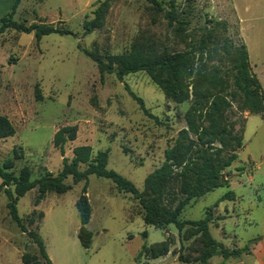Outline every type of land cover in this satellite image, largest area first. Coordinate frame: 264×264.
<instances>
[{
	"label": "rangeland",
	"instance_id": "obj_1",
	"mask_svg": "<svg viewBox=\"0 0 264 264\" xmlns=\"http://www.w3.org/2000/svg\"><path fill=\"white\" fill-rule=\"evenodd\" d=\"M102 1L21 0L15 21L46 22L74 35L52 34L38 42L35 34L10 30L1 38L0 115L9 114L16 134L0 143V163L13 157L14 149H22L24 158L13 170L16 176L25 166L32 170V180L47 172L58 175L63 157L54 147V136L60 128L76 125L77 140L66 145V157L71 160L74 148L82 145L90 146L94 156L110 149L108 168L143 191L146 177L163 164L166 150L189 142L181 132L189 130L186 114L190 108H199L195 128L203 125L209 133L204 115L218 101L231 138L242 140L243 147L236 150L238 159L228 169L230 186L190 201L179 220L199 221L211 211L215 219L209 226L212 237L229 250L249 249L238 258L224 262L214 257L208 264H264V113L254 115L244 108L243 95L234 82L235 51L245 45L251 71L264 94V0H157L165 10L148 0H114L104 27L86 34L84 24L94 18ZM14 2L0 0V21L11 13ZM167 11H175L183 21V32L178 33L176 23L170 24ZM133 52L147 57L186 53L195 72L183 74L175 98L165 84H155L145 72L124 79L106 73L102 79L99 65L88 56L94 54L113 64L115 57ZM162 79L167 81V72ZM127 86L145 101L148 115ZM36 88L41 101L35 98ZM189 137L197 140L192 131ZM209 139L207 135L204 142ZM231 143L224 149L222 164L233 155L236 142ZM178 172L175 169L174 175ZM65 183L72 190L47 194L35 215L39 188L17 205L25 226L41 236L54 264H202L206 242L196 228L187 226L179 232L174 225H146L144 212L132 195L94 175L89 177L87 193L93 208L87 228L94 237L91 248L85 249L78 238L82 224L76 203L86 182L73 185L70 177ZM180 189L177 178L168 185L161 223L167 219L166 211L184 199ZM229 191L235 200L219 203ZM7 202L1 193L0 235L3 231L10 236L22 254L38 253L12 220ZM31 217L36 223L29 227ZM144 246L148 248L143 251ZM15 253L0 245V264H23L21 255Z\"/></svg>",
	"mask_w": 264,
	"mask_h": 264
},
{
	"label": "trees",
	"instance_id": "obj_2",
	"mask_svg": "<svg viewBox=\"0 0 264 264\" xmlns=\"http://www.w3.org/2000/svg\"><path fill=\"white\" fill-rule=\"evenodd\" d=\"M114 0H104L94 11V18L86 21L84 30L86 34H90L95 30L104 27L106 16L109 13ZM161 10H165L162 4L157 0H148ZM21 0H15L11 13L0 21V41L1 38L10 30L17 31L23 34H35L36 40L39 42L43 37L52 34L61 36L74 35L69 29H62L54 24L46 22L27 24L26 21L18 22L14 20L17 8ZM166 18L171 25L177 24L178 33L185 30L183 21H179L175 11H167ZM237 55V63L234 67L236 76L234 82L236 88L242 93L244 99V108H247L251 114L258 115L264 113V94L262 86L258 78L251 71L249 54L245 45L237 47L235 51ZM88 56L99 65V70L102 79L106 73L116 74L120 79L125 76L145 72L153 82L159 86L166 85L172 97L178 94V82L181 83L183 74L193 75L195 72V64L189 54L179 53L175 55H162L147 57L141 53H131L129 56H118L113 59V64L105 63L101 58L94 54L88 53ZM168 73L167 81H164L163 73ZM202 74V73H198ZM198 80L194 78L193 81ZM174 82V84H172ZM129 95L138 103L140 109L149 114L146 108L145 101L138 97L127 86ZM35 98L37 101L42 100V95L39 88L35 90ZM197 103V102H196ZM151 116V115H150ZM199 116V108L193 105L186 114V119L189 124V130H182L189 142L187 144H179L169 148L165 152V160L163 164L154 172L149 174L144 183V190L140 191L134 183L129 181L123 175L108 168L110 159V149L99 151L95 156L92 148L87 145H82L74 148V157L70 160L66 157V145L77 140L78 126H64L60 128L53 140L54 147L58 149L63 157L62 170L58 175L47 172L45 176L39 179L32 180V170L25 166L20 171L18 176L14 173L16 162L24 158L23 150L14 149L13 157L6 159L0 163V178L2 185L0 186V194L4 193L8 199L7 209L12 220L17 224L18 228L32 240L36 246L38 253L25 252L22 255L23 264H54L50 259L44 240L33 230L25 226L24 221L19 215L18 202L32 190L39 188V193L36 197L35 205L38 206L47 197V194H65L72 190L73 186L66 184L65 181L72 177L73 185H78L85 181L82 194L79 197L76 207L79 211L82 227L79 230L78 238L81 245L85 249L91 248L93 244L94 234L87 228L89 225L93 208L87 196L88 183L90 176L106 178L117 186L121 193L130 194L138 201L144 212L143 220L148 226L174 225L179 232H182L187 226L196 228L203 234L205 239V249L202 253V264L208 262L214 257H221L224 262L231 258H238L241 255L248 253L246 249L229 250L221 242L215 240L209 226L215 221L211 211L206 217L199 221H181L179 216L190 201L205 197L222 187H229L228 169L238 159L236 150L243 147L242 140L231 138L232 132L229 130V125L226 124L224 113L221 110V104L218 101H213L208 106L205 119L210 124V132L200 126L195 128V119ZM204 119L203 117H200ZM192 131L197 136V140L190 139L189 133ZM16 128L8 116L0 115V142L15 136ZM210 135L212 139L207 142L205 138ZM231 139H230V138ZM228 139H230L228 141ZM231 142H236L233 150V155L222 164L220 159L224 149L232 145ZM219 143L220 147H215L214 144ZM212 152L211 155L208 152ZM180 170L174 175V170ZM177 178L181 182L180 193L184 196L182 201H179L175 209H169L165 215L166 221L161 223L160 217L163 212L162 206L167 194L168 185L172 180ZM14 187V190H13ZM235 194L229 191L224 195L219 203L225 201H234ZM36 211L33 212V215ZM43 219L44 213L39 214ZM218 220H225V217H218ZM35 224V220L31 217L29 227ZM147 237V233H144ZM255 244L257 241H253ZM148 247L144 246L143 251ZM41 259L43 261H41ZM182 260V257H180Z\"/></svg>",
	"mask_w": 264,
	"mask_h": 264
},
{
	"label": "crops",
	"instance_id": "obj_3",
	"mask_svg": "<svg viewBox=\"0 0 264 264\" xmlns=\"http://www.w3.org/2000/svg\"><path fill=\"white\" fill-rule=\"evenodd\" d=\"M2 40V39H1ZM1 43V41H0ZM8 114V113H7ZM9 117V114L7 115ZM10 118V117H9ZM11 119V118H10ZM4 142V141H2ZM1 143V142H0ZM2 185V180L0 178V186ZM46 199V198H45ZM44 201V200H43ZM43 201L41 202V204L43 203ZM40 204V205H41ZM40 205L38 206H34L35 207V210L34 211H37L36 208L39 207ZM42 212V211H41ZM44 218V217H43ZM36 223V222H35ZM3 225V224H2ZM23 235H27L25 233L22 232ZM11 237L10 236H6L4 234V232L2 231L1 232V235H0V245H2V248H7L9 247L11 250H15V254H17L19 256V254L21 255V258H22V251H21V248L17 245H15L14 243H12V241L10 240Z\"/></svg>",
	"mask_w": 264,
	"mask_h": 264
}]
</instances>
